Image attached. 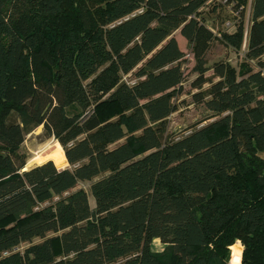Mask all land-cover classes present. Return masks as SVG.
<instances>
[{
  "label": "trees",
  "instance_id": "trees-1",
  "mask_svg": "<svg viewBox=\"0 0 264 264\" xmlns=\"http://www.w3.org/2000/svg\"><path fill=\"white\" fill-rule=\"evenodd\" d=\"M224 1L216 35L211 0H0V264H228L235 241L264 264V0L246 27ZM177 30L204 115L174 135ZM216 40L238 66H207ZM38 127L63 157L26 168Z\"/></svg>",
  "mask_w": 264,
  "mask_h": 264
},
{
  "label": "rangeland",
  "instance_id": "rangeland-1",
  "mask_svg": "<svg viewBox=\"0 0 264 264\" xmlns=\"http://www.w3.org/2000/svg\"><path fill=\"white\" fill-rule=\"evenodd\" d=\"M250 3L251 0H248L243 12L244 17L242 20L245 27L247 26L249 20ZM212 6H215L214 11L212 10ZM201 14L205 17L206 25H208L216 35L224 31L232 32L234 29L233 26L232 28H227V26H225V21L232 23L233 21L235 22L236 20H239V16L234 13L231 5H228L224 0H211V3L207 4V6L202 9ZM173 36L177 40L181 51L184 52L183 60L180 62L184 80L182 83V94L177 96L174 100L176 104H179V108L168 117L166 126L167 134L178 135L179 132L187 131L188 128L197 125L204 113L201 111L200 107L194 106L190 101V94L196 91L191 88V82L196 78V73L192 70L194 64L191 51H189L186 45V39H183L180 36L178 30L173 33ZM243 52L242 48L240 51H235L216 40L212 43L209 48V52L206 55L207 66L211 67L214 62L221 60L229 62L232 66H238L243 59ZM205 75L213 77L211 75V69H209ZM41 130L42 128L38 127L34 131H31V133L27 134L21 146V151L27 157L26 168H30V166L39 164L41 163L40 161L43 162L48 159L57 162L63 157V151L59 143H57V141L53 138L45 137ZM50 155L52 158L48 157ZM55 165L59 169L66 168L68 166L67 163L65 164V159L61 163H55ZM88 186L89 185L86 182L79 183V187L83 188L84 191L87 192L90 206L93 207V198L88 191ZM161 248H163V244L158 239H155L151 244V249L153 251H160ZM235 248L239 249L240 255V248L236 246L233 247V250Z\"/></svg>",
  "mask_w": 264,
  "mask_h": 264
},
{
  "label": "bare ground",
  "instance_id": "bare-ground-1",
  "mask_svg": "<svg viewBox=\"0 0 264 264\" xmlns=\"http://www.w3.org/2000/svg\"><path fill=\"white\" fill-rule=\"evenodd\" d=\"M48 157L52 158L51 155L48 156ZM40 162H42V161H40ZM236 246L240 248V245H238V242L235 243L234 245H231V254H230V256H231L230 257L231 258V264H238L240 262V260H241V258H240L241 252H240V255H239V249L235 248L233 250V247H236ZM240 250H241V248H240ZM232 252H233V255H232Z\"/></svg>",
  "mask_w": 264,
  "mask_h": 264
},
{
  "label": "built area",
  "instance_id": "built-area-1",
  "mask_svg": "<svg viewBox=\"0 0 264 264\" xmlns=\"http://www.w3.org/2000/svg\"><path fill=\"white\" fill-rule=\"evenodd\" d=\"M237 242H238V245H240V244H239V241H235V243H237ZM235 243H234V244H235ZM234 244H232V245H234ZM240 248H241V250H242V245H240ZM230 254H231V246H230ZM229 258H230V256H229ZM240 261H241V260H240ZM228 264H231V258H230ZM238 264H240V262H239Z\"/></svg>",
  "mask_w": 264,
  "mask_h": 264
}]
</instances>
